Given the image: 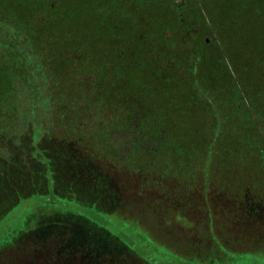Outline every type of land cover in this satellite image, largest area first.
Returning <instances> with one entry per match:
<instances>
[{"label":"trees","instance_id":"trees-1","mask_svg":"<svg viewBox=\"0 0 264 264\" xmlns=\"http://www.w3.org/2000/svg\"><path fill=\"white\" fill-rule=\"evenodd\" d=\"M45 110L63 140L100 160L117 143L104 125L136 124L129 168L188 188L202 178L233 200L249 188L262 206L264 0H0L3 164L33 143ZM150 144L152 158L141 150ZM74 219L59 236L84 228L106 242ZM49 223L46 237L57 232Z\"/></svg>","mask_w":264,"mask_h":264},{"label":"rangeland","instance_id":"rangeland-1","mask_svg":"<svg viewBox=\"0 0 264 264\" xmlns=\"http://www.w3.org/2000/svg\"><path fill=\"white\" fill-rule=\"evenodd\" d=\"M41 119L33 143L7 157L14 164L0 161L7 171L0 174V264H264V181L262 206L249 188L231 200L202 178L188 188L178 177L129 168L138 166L125 161L139 146L136 124L107 122L101 130L116 149L100 160L63 140L46 110ZM152 147L141 148L143 156L152 158ZM74 218L109 233L107 243H90L84 228L78 238L59 236ZM49 222L57 232L46 237Z\"/></svg>","mask_w":264,"mask_h":264}]
</instances>
